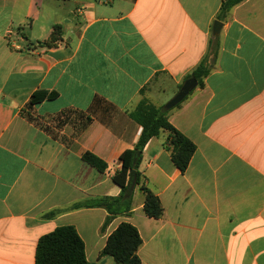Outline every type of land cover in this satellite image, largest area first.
<instances>
[{"label": "crops", "instance_id": "crops-1", "mask_svg": "<svg viewBox=\"0 0 264 264\" xmlns=\"http://www.w3.org/2000/svg\"><path fill=\"white\" fill-rule=\"evenodd\" d=\"M223 1L0 0V264H36L40 238L62 226L89 262L118 264L101 252L123 222L139 231L141 264H264V0L234 7L214 36ZM215 38L204 87L169 113L196 146L188 169L168 133L151 139L132 211L102 231L96 204L121 194L112 177L142 133L131 113L173 98ZM39 91L57 97L30 106ZM142 186L161 218L146 215Z\"/></svg>", "mask_w": 264, "mask_h": 264}, {"label": "trees", "instance_id": "trees-1", "mask_svg": "<svg viewBox=\"0 0 264 264\" xmlns=\"http://www.w3.org/2000/svg\"><path fill=\"white\" fill-rule=\"evenodd\" d=\"M246 0H225L222 2L217 21L226 22L231 10L245 2ZM60 28L56 27L48 45H52L59 37ZM217 38L210 41L209 49L198 67L187 78L195 77L198 80V87L203 88L204 80L211 72V63L218 56L219 44ZM57 97L56 92L39 91L33 94L30 106L38 104L44 100H53ZM188 98V97H187ZM186 98V99H187ZM185 99V100H186ZM182 103L176 108L181 107ZM175 109V108H174ZM173 110V109H172ZM164 107H157L147 99H142L136 109L131 113V117L142 127L140 138L133 149L125 151L120 156L122 167L115 172L112 180L121 188L118 197H104L96 204V207L104 208L108 216L102 226L104 231L115 217L128 214L133 208V194L125 197L130 183L131 171L136 173V186L142 182V174L139 166L144 148L148 142L161 133H168L166 147L172 152V161L175 166L185 173L188 169L192 157L196 152L195 144L184 134L177 130L170 122L169 113ZM139 154V159L134 165L135 154ZM84 161L98 171L105 173L109 165L99 157L86 153ZM141 191L145 195L144 211L150 218L159 219L164 215V208L158 196L150 189L142 186ZM80 206H77L79 208ZM56 213L52 212L46 217H52ZM142 245V238L139 231L132 224L123 222L109 236L106 246L101 252L102 256H110L118 264H141L139 249ZM36 264H94L86 257V247L83 239L73 226H62L53 232L42 236L38 242L36 250Z\"/></svg>", "mask_w": 264, "mask_h": 264}, {"label": "water", "instance_id": "water-1", "mask_svg": "<svg viewBox=\"0 0 264 264\" xmlns=\"http://www.w3.org/2000/svg\"><path fill=\"white\" fill-rule=\"evenodd\" d=\"M223 28V23L216 21L213 27V34L217 36L220 34V31ZM198 87V80L195 77H192L184 82L181 86L179 92L164 106V110L169 111L176 108L179 104L183 103L185 99ZM139 159V154L136 153L134 157V165ZM136 187V173L131 171L130 183L128 186L127 194L125 197H130Z\"/></svg>", "mask_w": 264, "mask_h": 264}, {"label": "rangeland", "instance_id": "rangeland-1", "mask_svg": "<svg viewBox=\"0 0 264 264\" xmlns=\"http://www.w3.org/2000/svg\"><path fill=\"white\" fill-rule=\"evenodd\" d=\"M171 99H172V98H171ZM171 99H170V100H171ZM164 100L167 101V100H168V97H167V98H164ZM170 100H168V101L166 102V104H167ZM166 104H164V106H165ZM164 106H162V107H164Z\"/></svg>", "mask_w": 264, "mask_h": 264}]
</instances>
